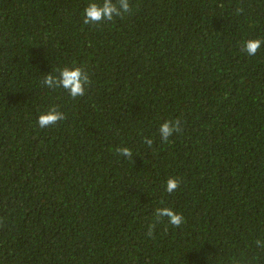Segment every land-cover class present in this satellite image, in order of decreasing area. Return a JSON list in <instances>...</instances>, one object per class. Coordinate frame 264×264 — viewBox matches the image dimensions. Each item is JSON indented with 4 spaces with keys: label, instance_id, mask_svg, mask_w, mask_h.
<instances>
[{
    "label": "trees",
    "instance_id": "1",
    "mask_svg": "<svg viewBox=\"0 0 264 264\" xmlns=\"http://www.w3.org/2000/svg\"><path fill=\"white\" fill-rule=\"evenodd\" d=\"M91 2L0 0V264H264V44L241 51L264 0H129L85 25ZM66 66L84 96L42 84Z\"/></svg>",
    "mask_w": 264,
    "mask_h": 264
},
{
    "label": "clouds",
    "instance_id": "2",
    "mask_svg": "<svg viewBox=\"0 0 264 264\" xmlns=\"http://www.w3.org/2000/svg\"><path fill=\"white\" fill-rule=\"evenodd\" d=\"M223 7V5H221ZM132 8L129 0H92L84 9L83 23L85 25H96L102 22L112 21L115 17L123 18L126 14L131 13ZM243 12V9H237V14ZM264 41L260 39H249L244 42L241 51L249 56L257 54ZM91 79L83 66L64 67L56 70V74L52 72L45 75L42 84L50 89L63 88L72 98L82 97L85 95L87 87L91 85ZM66 119L63 112L59 111L56 106L48 109L47 112L41 113L38 118V125L40 128H46L57 124V122ZM160 139L162 142H169L173 134L182 132L181 120H166L159 127ZM153 140L145 137L144 143L151 147ZM121 156L127 159H133V153L128 147H121L116 149ZM181 181L176 177L170 176L166 181L165 191L173 193L180 187ZM156 221L159 222L162 218H168V223L174 227L179 228L184 223V217L181 213L174 211L169 207H158L154 212ZM155 224L149 225L148 235L151 236ZM256 245L264 248V241L256 240Z\"/></svg>",
    "mask_w": 264,
    "mask_h": 264
}]
</instances>
